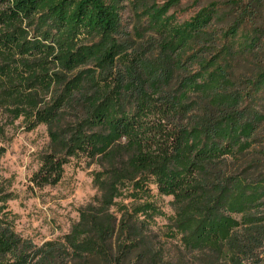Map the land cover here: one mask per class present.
I'll return each instance as SVG.
<instances>
[{
  "label": "trees",
  "instance_id": "1",
  "mask_svg": "<svg viewBox=\"0 0 264 264\" xmlns=\"http://www.w3.org/2000/svg\"><path fill=\"white\" fill-rule=\"evenodd\" d=\"M182 1L131 0L158 37L139 52L116 0H0V27L27 24L40 38L29 44L4 36L3 62L19 57L25 72L33 65L84 69L59 94L55 80L51 104L37 114L49 127L50 152L34 185L56 186L78 155L101 169L99 196L82 208L64 245L35 248L0 231V264H60L64 246L69 264H162L148 248L140 208L119 218L110 212L119 190L143 174L173 198V225L186 251L211 264H264V175L248 180L227 166L264 132V0L211 2L175 24L167 14ZM156 51L158 60L150 58ZM240 59L251 63L250 77L236 75ZM97 61L98 73L90 69ZM12 72L0 79L8 105L28 99L12 92L22 79ZM67 112L76 117L70 124Z\"/></svg>",
  "mask_w": 264,
  "mask_h": 264
},
{
  "label": "rangeland",
  "instance_id": "2",
  "mask_svg": "<svg viewBox=\"0 0 264 264\" xmlns=\"http://www.w3.org/2000/svg\"><path fill=\"white\" fill-rule=\"evenodd\" d=\"M116 1L126 34L133 41L134 48L140 52L150 37H158L146 29L145 21L140 18L138 4L131 0ZM167 1L145 0V4L161 6ZM226 1L183 0L167 16H171L175 24H183L209 3ZM229 23L230 19H227L223 23H217L215 28L218 31L226 29ZM10 35L18 37L22 43L40 41L36 27L27 24L0 27L1 40ZM102 51H96L98 61ZM154 57L158 60L157 51L150 58ZM98 61L90 67L91 70H97L96 73L99 71ZM12 69L19 70L18 74L22 75V79L19 78L11 88L12 92L16 95L24 93L28 99L26 102L10 105L0 99V231L11 232L20 243L31 244L35 248L51 244L64 245V237L78 222L82 208L91 202L95 203L99 196L94 180L101 169L98 161L78 155L69 158L64 165L62 179L56 186L36 187L33 179L49 165L45 160L50 152L49 127L36 117L51 104L57 79L61 84L59 94L66 85L80 77L78 73L84 72V69L69 73L53 65H33L31 71L25 72L19 57L6 63L0 58V79L11 78L9 75L14 74ZM252 72L251 63L240 59L235 69L236 75L250 77ZM3 73L6 76H2ZM4 88L9 90L7 86ZM75 120L74 113H66L65 124ZM262 150L264 132L238 162L228 159L229 171L244 174L248 180L264 175V156L260 153ZM251 163L254 164L250 165ZM118 194L110 212L119 218L123 212L132 213L139 207L141 211L138 218L147 223L145 233L148 248L152 255H157L162 260V264H211L203 261L198 254L189 253L183 248L180 234L173 225L177 211L172 204L173 198L158 194L150 174L139 176L135 183H126ZM70 259L69 249L62 247L58 258L60 264H69Z\"/></svg>",
  "mask_w": 264,
  "mask_h": 264
}]
</instances>
